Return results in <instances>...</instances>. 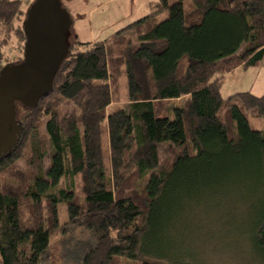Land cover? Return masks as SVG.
<instances>
[{
  "label": "trees",
  "instance_id": "1",
  "mask_svg": "<svg viewBox=\"0 0 264 264\" xmlns=\"http://www.w3.org/2000/svg\"><path fill=\"white\" fill-rule=\"evenodd\" d=\"M23 13L22 0H0V28L26 42ZM263 63L264 0H156L109 38L71 40L52 90L23 106L17 140L0 157V264H41L61 203L92 236L80 264H197L151 254L144 240L176 189L233 175L264 186V131L251 124L264 119V94L222 95L226 74ZM123 76L127 100L109 111ZM65 101L75 109L62 113ZM25 150L22 170L14 164ZM254 230L263 252L264 215Z\"/></svg>",
  "mask_w": 264,
  "mask_h": 264
},
{
  "label": "rangeland",
  "instance_id": "2",
  "mask_svg": "<svg viewBox=\"0 0 264 264\" xmlns=\"http://www.w3.org/2000/svg\"><path fill=\"white\" fill-rule=\"evenodd\" d=\"M25 20L34 0H23ZM148 0H61L72 19L71 40L96 43L109 38L137 18ZM176 0H170L173 3ZM166 17V13L160 18ZM129 33L132 34L130 31ZM25 39L5 34L0 28V65L18 62L23 58ZM85 45H80L83 48ZM1 69V68H0ZM264 67H240L224 76L222 95L227 98L234 92L249 90L257 95L264 94ZM127 80L120 78V101L113 103L109 111L127 100ZM181 102V99L174 101ZM71 101L59 106L64 113L73 111ZM23 105H17V120L24 117ZM42 120L41 133L45 136L46 121ZM252 127L264 131V119H252ZM4 132V131H3ZM10 137L0 131V153L8 147ZM107 149V145H106ZM29 151L14 164L26 169ZM167 156L160 151V161ZM51 163V150L44 157V167ZM58 185H63L64 180ZM76 192L81 195V180L76 177ZM193 185V184H188ZM56 190V189H55ZM78 196V197H79ZM45 204V202L43 203ZM61 230L54 233L48 251L41 264H80L90 232L83 227L70 224L65 204L58 205ZM264 215V186L257 182L241 180L233 175L199 181L191 190L176 189L165 197L158 207L156 224L144 240V248L156 256L164 255L167 261L183 260L197 264H264V251L258 252L255 245V221ZM90 241V240H89ZM82 256V258H81ZM160 258V257H157ZM136 264V263H134Z\"/></svg>",
  "mask_w": 264,
  "mask_h": 264
},
{
  "label": "water",
  "instance_id": "3",
  "mask_svg": "<svg viewBox=\"0 0 264 264\" xmlns=\"http://www.w3.org/2000/svg\"><path fill=\"white\" fill-rule=\"evenodd\" d=\"M23 25V58L5 65L0 75V131L10 137L0 157L11 150L20 132L18 103L33 107L49 94L70 53L72 19L61 0H34Z\"/></svg>",
  "mask_w": 264,
  "mask_h": 264
},
{
  "label": "crops",
  "instance_id": "4",
  "mask_svg": "<svg viewBox=\"0 0 264 264\" xmlns=\"http://www.w3.org/2000/svg\"><path fill=\"white\" fill-rule=\"evenodd\" d=\"M154 1H156V0H148V1L143 5V8L141 9V11H139V13H137V18H136L134 21L138 20L139 18H141V17H143V16H146V15L149 13V11H150V3H151V2H154ZM23 2H24V1L22 0V9L24 10ZM134 21H133V22H134ZM131 23H132V22H131ZM131 23H130V24H131ZM128 25H129V24H128ZM125 27H126V26H125ZM260 67H264V63L261 64V65H258V66L250 67V68H260ZM237 69H240V67L236 68L234 71H236ZM244 70H245V69H244ZM234 71H232L231 73H233ZM231 73L226 74L225 77L228 76V75L231 74ZM223 84H224V83H223ZM222 87H223V86H222ZM252 88H253V86H252L249 90H243V91H252ZM262 88L264 89V81H263ZM237 92H240V91H237ZM234 93H236V92H234ZM234 93H232V94H234ZM180 99H181V101H182L183 98H180Z\"/></svg>",
  "mask_w": 264,
  "mask_h": 264
},
{
  "label": "flooded vegetation",
  "instance_id": "5",
  "mask_svg": "<svg viewBox=\"0 0 264 264\" xmlns=\"http://www.w3.org/2000/svg\"><path fill=\"white\" fill-rule=\"evenodd\" d=\"M5 65H7V64H5ZM5 65L1 68V70H0V75L2 74V71H3L4 67H5ZM0 81H2V78L0 79ZM0 83H1V82H0Z\"/></svg>",
  "mask_w": 264,
  "mask_h": 264
}]
</instances>
